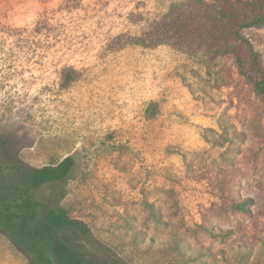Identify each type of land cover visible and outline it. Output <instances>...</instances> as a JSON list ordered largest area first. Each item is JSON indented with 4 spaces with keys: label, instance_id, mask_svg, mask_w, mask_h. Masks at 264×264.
Masks as SVG:
<instances>
[{
    "label": "rangeland",
    "instance_id": "374dc122",
    "mask_svg": "<svg viewBox=\"0 0 264 264\" xmlns=\"http://www.w3.org/2000/svg\"><path fill=\"white\" fill-rule=\"evenodd\" d=\"M188 1L0 0V162L76 157L38 194L96 264H264V101L232 53L177 47L175 15L150 34ZM0 264H35L2 227Z\"/></svg>",
    "mask_w": 264,
    "mask_h": 264
},
{
    "label": "trees",
    "instance_id": "16d2710c",
    "mask_svg": "<svg viewBox=\"0 0 264 264\" xmlns=\"http://www.w3.org/2000/svg\"><path fill=\"white\" fill-rule=\"evenodd\" d=\"M190 7L199 14L194 21L186 19ZM173 15L184 30L177 47L188 52L204 49L211 55L232 53L240 72L264 101L263 61L244 34L246 29L264 26V0H190L155 22L150 32L155 33V43L168 40L167 21ZM75 163L74 155L37 168L0 162V227L35 264H96L92 254L62 237L72 227L81 228L69 210L38 194L45 185L66 179ZM239 207L245 209L246 203Z\"/></svg>",
    "mask_w": 264,
    "mask_h": 264
}]
</instances>
